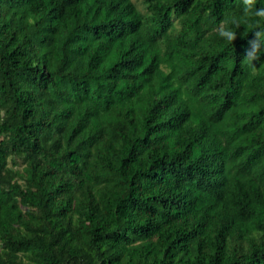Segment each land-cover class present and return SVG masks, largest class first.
Returning a JSON list of instances; mask_svg holds the SVG:
<instances>
[{
    "label": "trees",
    "instance_id": "obj_1",
    "mask_svg": "<svg viewBox=\"0 0 264 264\" xmlns=\"http://www.w3.org/2000/svg\"><path fill=\"white\" fill-rule=\"evenodd\" d=\"M240 13L0 0V264H264V53L216 31Z\"/></svg>",
    "mask_w": 264,
    "mask_h": 264
},
{
    "label": "clouds",
    "instance_id": "obj_2",
    "mask_svg": "<svg viewBox=\"0 0 264 264\" xmlns=\"http://www.w3.org/2000/svg\"><path fill=\"white\" fill-rule=\"evenodd\" d=\"M257 4L258 0H239L240 15L225 17L216 28L218 36L227 44H233L237 40V29L241 26L246 29L242 34L244 37H247L249 32L253 33L254 38L248 41L241 62L253 71L256 69L254 61L264 53V7L258 8Z\"/></svg>",
    "mask_w": 264,
    "mask_h": 264
},
{
    "label": "rangeland",
    "instance_id": "obj_3",
    "mask_svg": "<svg viewBox=\"0 0 264 264\" xmlns=\"http://www.w3.org/2000/svg\"><path fill=\"white\" fill-rule=\"evenodd\" d=\"M141 9L143 10V6H141Z\"/></svg>",
    "mask_w": 264,
    "mask_h": 264
}]
</instances>
